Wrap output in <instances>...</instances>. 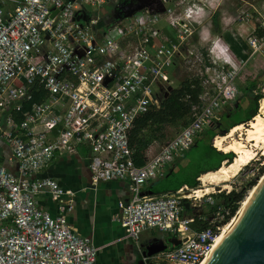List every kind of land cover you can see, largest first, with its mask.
<instances>
[{
	"label": "built area",
	"instance_id": "1",
	"mask_svg": "<svg viewBox=\"0 0 264 264\" xmlns=\"http://www.w3.org/2000/svg\"><path fill=\"white\" fill-rule=\"evenodd\" d=\"M107 1L0 0V138L16 168L0 160V264H98L91 237L66 219L73 203L63 197L72 193L55 178L35 176L55 156L81 145L89 148L94 180L128 183L130 198L118 203L114 215L127 238L139 249L141 235L153 228L180 239L174 248L143 256L144 264L201 262L230 219V209L215 202L216 191L188 196L191 188L184 185L153 195L144 186L164 176L205 127L219 122L237 94L240 70L263 52L264 36L252 33L248 52L245 41L221 33L216 39L238 63L232 68L216 39L204 48L195 44L189 19L202 0L167 7L172 0H155L112 22L100 13ZM245 19L248 13L240 21ZM258 28H264V12ZM195 79L202 92L211 83L216 87L192 107L185 126L162 144L154 140L148 147L155 144L157 150L144 151L137 165L128 142L135 119L160 109L183 80ZM39 195L54 202V216L39 205ZM203 205L216 207L209 219Z\"/></svg>",
	"mask_w": 264,
	"mask_h": 264
},
{
	"label": "crops",
	"instance_id": "2",
	"mask_svg": "<svg viewBox=\"0 0 264 264\" xmlns=\"http://www.w3.org/2000/svg\"><path fill=\"white\" fill-rule=\"evenodd\" d=\"M173 125L181 124L178 122ZM155 150L157 145L153 144L145 149L144 154L150 155ZM9 154L8 145L0 138V160L5 167L16 172L15 165L9 163ZM89 154L87 146H78L75 151L55 156L35 176L55 178L67 192L72 193L71 196L63 197L65 200L71 199L73 203V208L66 211V219L78 233L91 237L93 244L98 248L96 256L98 264H144L141 254L143 247L139 249L130 238H127L125 229L114 220L118 203H125L130 198L128 183L123 180H94L88 168ZM180 160H176L167 169L178 170L180 166L185 165V163L180 165ZM150 187V182L144 186L146 194H151ZM36 200L51 215L56 214L55 204L47 195H39ZM148 231L154 230L149 229L144 233ZM162 232L166 234V238L143 237L139 244L145 247L153 241H165L174 236Z\"/></svg>",
	"mask_w": 264,
	"mask_h": 264
},
{
	"label": "trees",
	"instance_id": "3",
	"mask_svg": "<svg viewBox=\"0 0 264 264\" xmlns=\"http://www.w3.org/2000/svg\"><path fill=\"white\" fill-rule=\"evenodd\" d=\"M252 33L257 37H263L264 28H256ZM215 43L227 61H230L228 62L230 67L238 68V63L231 52L223 46L219 39H216ZM263 67L264 59L262 56L257 54L249 60L248 66L241 69L240 80L245 83L244 98L246 102L242 104L240 101H237L235 104H232L230 108H228V111L223 112L221 119L226 122L228 128L231 129L238 124L245 123L246 121L251 120L258 113L257 103L261 98V94L254 93L253 90L255 89L258 81H260L259 78L263 76L259 73V70L263 69ZM262 91L264 93V81L262 83ZM201 92L202 87L196 79L190 81L183 80L178 87L171 90L170 93L162 100L160 109H151L135 119L134 126L128 133V142L129 145L134 148V158L137 165H141L143 163L142 156L145 149L154 140H160L158 134L164 125H173L178 122L184 123L188 117L187 123L189 122L192 107L201 103ZM36 99L37 98H34V100ZM27 107L28 105H26L25 108ZM211 124L214 123L212 122ZM221 132L222 130L215 126L208 128L205 133H207L210 138H213L214 136L216 137V135L221 134ZM197 142L198 140L196 139L193 145L194 147L197 145ZM193 146L186 152V155L192 150ZM235 155L236 154L232 151L224 152L217 147L215 148L211 142H207L206 150L202 152L201 159L210 160L209 163L196 164L191 161L188 164L180 166L176 171H174L173 168H170L165 172L164 176L158 179L159 181H164L165 184L156 188L155 182L151 185L149 191H151V194L156 195L175 192L184 185L190 188H197L199 186L198 178L202 173L219 169L224 161L231 162ZM190 194H192V192L187 191V195L189 196ZM243 194L244 191L242 189H233L220 195L221 201L218 204L230 209V215L228 218L235 215L238 210L237 205L243 200ZM215 208L216 207L209 208L206 205H203L202 213L209 219ZM201 225L202 227H205L207 222L204 221Z\"/></svg>",
	"mask_w": 264,
	"mask_h": 264
},
{
	"label": "rangeland",
	"instance_id": "4",
	"mask_svg": "<svg viewBox=\"0 0 264 264\" xmlns=\"http://www.w3.org/2000/svg\"><path fill=\"white\" fill-rule=\"evenodd\" d=\"M174 1L179 2L180 0H172L170 3L165 4L166 7L173 4ZM151 2H155V0H108L102 5L100 13L101 16L108 22L118 21L125 19L133 10L135 11L140 8H143L144 6L149 5ZM198 5V9L192 13L189 20L195 31V35H193L195 39V44H197L199 48H204L216 38L221 37V33L230 32L235 37L245 41L247 44L248 52H251V47L247 40L248 37L252 35V29H256L260 26L261 14L264 12V0H202L198 3ZM181 6L182 9L185 7V5L182 3L179 6L178 10H180ZM244 13L249 14V19L240 21V18ZM224 37L226 38L227 36ZM224 37H222V40L225 42ZM257 54L262 56L264 59V49L262 53ZM248 64L249 62L246 66H248ZM259 73L263 76L259 78L260 81H258L255 89L253 90L254 93L261 94V98L258 100L257 103V112L259 110L260 101L262 98H264V93L262 91V83L264 81V67L263 69L259 70ZM235 83L237 88V94L234 99L228 102V104L223 108L222 112L228 111V108H230V106H232V104H235L237 101H240L242 104L246 102L244 98L245 83L241 82L240 80V72L235 80ZM215 87L216 84L211 83L209 87L204 89L201 94V100L207 101L208 96L212 93ZM222 115L223 113L220 115L219 123L211 124L203 129V131L196 138L198 140L197 145L195 147L193 146L192 150L187 155L185 153V157L181 159L180 165H183L184 163L188 164L191 161L195 162L196 164L209 163L210 160L201 159V154L204 150H206L207 142H211V144L214 145L215 136L213 138H210V136L205 132L208 128L216 126L217 128H220V130H222L221 134L219 135H226V133L229 132L230 128H228L226 122L221 119ZM188 118H186L184 123L180 122L181 125H164L158 134L160 138V141H158V143L161 142L162 144L172 138L175 133L179 131L181 126L187 124ZM249 121L250 120L246 121L245 123H241L242 126L247 127ZM250 162L245 165L235 177L230 179V181L228 182L229 186H231L230 188H216L217 191L215 190L216 194L214 195L216 203H220V195L222 193H227L233 189H242L244 191L242 199L246 198V196L248 195L247 193L250 192L249 190H251L258 183L260 178L264 175V155L259 152L258 155ZM155 182L156 188L165 184L164 181H150L151 185ZM198 182L200 185L198 188H200L202 183L199 178ZM190 202L194 201L190 199ZM240 203L237 205L238 209L240 207ZM152 230L154 231H148L146 233H143L140 239H142L143 237H145V239L166 238V234L160 231L158 228H153Z\"/></svg>",
	"mask_w": 264,
	"mask_h": 264
},
{
	"label": "water",
	"instance_id": "5",
	"mask_svg": "<svg viewBox=\"0 0 264 264\" xmlns=\"http://www.w3.org/2000/svg\"><path fill=\"white\" fill-rule=\"evenodd\" d=\"M179 243L180 239L175 236L153 241L141 254L152 256ZM201 264H264V178L236 221Z\"/></svg>",
	"mask_w": 264,
	"mask_h": 264
},
{
	"label": "bare ground",
	"instance_id": "6",
	"mask_svg": "<svg viewBox=\"0 0 264 264\" xmlns=\"http://www.w3.org/2000/svg\"><path fill=\"white\" fill-rule=\"evenodd\" d=\"M214 145L224 152L232 151L236 155L231 162L224 161L219 169L202 173L199 177L202 183L201 187L198 189H188L192 194L201 196L202 194L215 191L216 188H230L231 186H229L228 182L231 178L235 177L245 165L258 155L259 152L264 155V98L260 101L258 113L249 121L247 127L238 124L231 128L226 135H217L214 140ZM263 178L264 175L260 178L258 183L249 190L250 192L247 193L248 195L246 198L244 197L245 199L240 203V207L236 214L222 225L220 232L214 239L211 249L205 258L236 221L238 215L252 197ZM203 260L197 264H201Z\"/></svg>",
	"mask_w": 264,
	"mask_h": 264
},
{
	"label": "flooded vegetation",
	"instance_id": "7",
	"mask_svg": "<svg viewBox=\"0 0 264 264\" xmlns=\"http://www.w3.org/2000/svg\"><path fill=\"white\" fill-rule=\"evenodd\" d=\"M143 248H142V250L144 249V246H142Z\"/></svg>",
	"mask_w": 264,
	"mask_h": 264
},
{
	"label": "clouds",
	"instance_id": "8",
	"mask_svg": "<svg viewBox=\"0 0 264 264\" xmlns=\"http://www.w3.org/2000/svg\"><path fill=\"white\" fill-rule=\"evenodd\" d=\"M228 62H230V61H228Z\"/></svg>",
	"mask_w": 264,
	"mask_h": 264
}]
</instances>
